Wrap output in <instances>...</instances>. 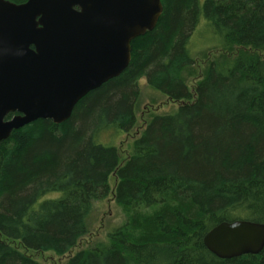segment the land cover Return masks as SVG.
Masks as SVG:
<instances>
[{"label":"trees","instance_id":"16d2710c","mask_svg":"<svg viewBox=\"0 0 264 264\" xmlns=\"http://www.w3.org/2000/svg\"><path fill=\"white\" fill-rule=\"evenodd\" d=\"M160 1L157 24L131 41L119 76L67 120L38 119L0 143V264H43L22 248L69 253L110 175L123 223L64 264H264V248L220 259L202 242L220 222L264 224V57L247 50L264 49V0ZM205 29L221 51L239 49L211 61L190 91L189 43ZM141 75L178 107L154 115L120 163L104 135L135 125Z\"/></svg>","mask_w":264,"mask_h":264},{"label":"water","instance_id":"95a60500","mask_svg":"<svg viewBox=\"0 0 264 264\" xmlns=\"http://www.w3.org/2000/svg\"><path fill=\"white\" fill-rule=\"evenodd\" d=\"M162 10L160 0H0V143L38 119L67 120L86 93L128 66L131 41ZM202 242L220 259L256 255L264 224L220 222Z\"/></svg>","mask_w":264,"mask_h":264},{"label":"rangeland","instance_id":"374dc122","mask_svg":"<svg viewBox=\"0 0 264 264\" xmlns=\"http://www.w3.org/2000/svg\"><path fill=\"white\" fill-rule=\"evenodd\" d=\"M201 1V0H200ZM203 1V0H202ZM203 23V20L202 22ZM217 38L210 35L208 30L202 31L200 34L196 33L189 43L190 54L193 58V64L185 69L182 73L187 87L193 91L195 84L201 79L211 61L224 54L233 56L237 53L239 48L232 51H221L215 43ZM251 53L264 57V49L253 50L247 48ZM222 54V55H221ZM138 87V98L134 105L135 125L129 132H118L112 135H104L107 138H115L114 145L118 151L120 163H123L130 155L132 144L134 140L140 137L143 129L148 121L154 115H165L175 113L178 107L177 102H172L166 95L161 94L159 91L153 89L148 85L144 75L136 79ZM108 143L110 142H102ZM114 175L108 177V185L110 193L102 200L95 201L90 213L86 219L87 233L81 237L74 248L69 253L64 255H56L53 252H33L30 250L21 249L14 243L13 245L19 247L25 253L31 255L36 261L43 264H64L69 256L73 255L79 250L90 247L96 241L108 242L107 234L109 230L124 221L123 213L120 206L113 198V191L116 185Z\"/></svg>","mask_w":264,"mask_h":264},{"label":"bare ground","instance_id":"6f19581e","mask_svg":"<svg viewBox=\"0 0 264 264\" xmlns=\"http://www.w3.org/2000/svg\"><path fill=\"white\" fill-rule=\"evenodd\" d=\"M87 94V93H86ZM85 96V95H84Z\"/></svg>","mask_w":264,"mask_h":264}]
</instances>
